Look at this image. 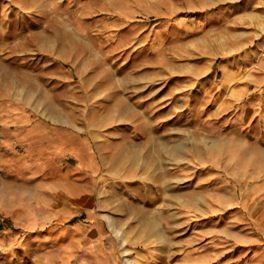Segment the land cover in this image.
Instances as JSON below:
<instances>
[{"label": "rangeland", "instance_id": "rangeland-1", "mask_svg": "<svg viewBox=\"0 0 264 264\" xmlns=\"http://www.w3.org/2000/svg\"><path fill=\"white\" fill-rule=\"evenodd\" d=\"M0 7L33 55L11 68L27 70L23 87L0 96L66 112L90 144L0 151V264H264V0ZM54 56L75 93L48 83ZM143 113L155 134L125 146L121 132Z\"/></svg>", "mask_w": 264, "mask_h": 264}, {"label": "crops", "instance_id": "crops-1", "mask_svg": "<svg viewBox=\"0 0 264 264\" xmlns=\"http://www.w3.org/2000/svg\"><path fill=\"white\" fill-rule=\"evenodd\" d=\"M10 14L15 15L17 13L14 9ZM3 16V11H0V87L6 86L14 89L19 87L22 88L23 86H19L16 83V80L18 81L21 79L17 76V74H23L20 76L27 77L24 75L27 74V70H14L12 71L14 75H11V68L13 66V62H16L17 64L19 63L17 61L19 57H30L33 55L31 54V51L18 50V45L14 42L18 37L17 30L8 26L9 21L2 19ZM12 58L14 61L11 62L10 60ZM60 60L63 61L64 59L57 56L49 59V65L46 66L49 70L47 74V81L48 83H51L54 80L61 81L69 87L68 90L70 93H75V89L79 86V81L73 74H70L65 70ZM20 63L23 64L22 61ZM25 63L26 61L24 64ZM56 65L59 67L57 70H53L52 68ZM61 82L59 83L60 85H62ZM17 97L19 96L13 95L11 91H9V93L5 96H0V151H3V153H9V158L12 157V151L16 149L17 145H20V147H22L21 149L25 151L41 154L53 152L55 155L59 153L67 154L70 152L78 155L77 153L82 149L90 148L89 139L82 137L79 132L74 130L75 126L74 124L69 123L70 118L66 112L54 113L50 111L38 112L34 110L29 112L25 110V108L29 106H26L25 102ZM113 100H115L114 102L119 101L117 97L115 98L114 96H110L106 102H112ZM125 100L133 103L128 98ZM25 101L28 102L29 99L25 97ZM147 119L148 117L143 113L141 114L140 121H137V118L132 119L129 124L126 125V129L121 132L124 140L122 143L125 146L130 145L129 140L131 141L135 137L139 140L145 141L146 143L147 137L149 138L151 136L150 133L152 132L155 134L152 130L155 128L151 127L153 126L151 123H148V126L150 127L146 128V121L144 122V120ZM92 136L93 135H91V138H93ZM157 136L161 138V135ZM113 143L114 145H117L118 141ZM99 145L104 146L105 148L103 142H100ZM2 160L3 157L1 156L0 162H2ZM77 204L78 203H76V205ZM73 211L74 210L69 209V211H65V213L67 212V214L72 216ZM80 228V224H75V226L72 227L73 231L78 233L82 232ZM87 231V235L91 236H96L98 233L97 227L94 226ZM86 241L88 242V240L73 241V246L78 248L79 245ZM147 263L149 262H146V264Z\"/></svg>", "mask_w": 264, "mask_h": 264}, {"label": "trees", "instance_id": "trees-1", "mask_svg": "<svg viewBox=\"0 0 264 264\" xmlns=\"http://www.w3.org/2000/svg\"><path fill=\"white\" fill-rule=\"evenodd\" d=\"M75 220V217H72L70 220H69V223H71L72 221Z\"/></svg>", "mask_w": 264, "mask_h": 264}, {"label": "bare ground", "instance_id": "bare-ground-1", "mask_svg": "<svg viewBox=\"0 0 264 264\" xmlns=\"http://www.w3.org/2000/svg\"><path fill=\"white\" fill-rule=\"evenodd\" d=\"M128 264H133L132 261H128Z\"/></svg>", "mask_w": 264, "mask_h": 264}]
</instances>
